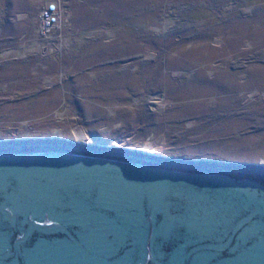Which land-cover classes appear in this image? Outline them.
<instances>
[{
  "label": "rangeland",
  "instance_id": "obj_1",
  "mask_svg": "<svg viewBox=\"0 0 264 264\" xmlns=\"http://www.w3.org/2000/svg\"><path fill=\"white\" fill-rule=\"evenodd\" d=\"M0 0V139L264 163V0Z\"/></svg>",
  "mask_w": 264,
  "mask_h": 264
},
{
  "label": "water",
  "instance_id": "obj_2",
  "mask_svg": "<svg viewBox=\"0 0 264 264\" xmlns=\"http://www.w3.org/2000/svg\"><path fill=\"white\" fill-rule=\"evenodd\" d=\"M0 264H264V163L0 139Z\"/></svg>",
  "mask_w": 264,
  "mask_h": 264
},
{
  "label": "built area",
  "instance_id": "obj_3",
  "mask_svg": "<svg viewBox=\"0 0 264 264\" xmlns=\"http://www.w3.org/2000/svg\"><path fill=\"white\" fill-rule=\"evenodd\" d=\"M70 19L66 12V7L60 0H51L41 8L40 32L44 36H52L54 33L61 32L65 22Z\"/></svg>",
  "mask_w": 264,
  "mask_h": 264
}]
</instances>
